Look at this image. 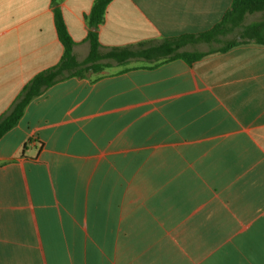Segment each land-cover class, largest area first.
Returning <instances> with one entry per match:
<instances>
[{
  "label": "crops",
  "instance_id": "1",
  "mask_svg": "<svg viewBox=\"0 0 264 264\" xmlns=\"http://www.w3.org/2000/svg\"><path fill=\"white\" fill-rule=\"evenodd\" d=\"M94 1L0 0V116L60 61L56 9L87 58ZM231 3L112 0L99 51L209 31ZM100 63L0 139V264H264V44Z\"/></svg>",
  "mask_w": 264,
  "mask_h": 264
},
{
  "label": "trees",
  "instance_id": "2",
  "mask_svg": "<svg viewBox=\"0 0 264 264\" xmlns=\"http://www.w3.org/2000/svg\"><path fill=\"white\" fill-rule=\"evenodd\" d=\"M60 0H53L58 3ZM112 0H95L87 17L88 25L95 30L90 32L88 41L90 51L87 58L78 62L72 54L74 41L68 34L62 15L55 11L57 35L63 47L60 61L53 67L35 75L22 89L7 113L0 116V139L12 130L22 118L28 104L43 94L48 88L71 77H83L86 73L100 72L105 66L100 62L113 60L124 65L131 60L153 62L158 65L170 60L181 59L192 64L211 52H226L240 44L253 42L264 44V0H232V3L219 23L209 31L163 39L159 44L140 49H117L101 54L96 30L104 21L108 4ZM262 15V19L245 23L246 17ZM237 33V39H228ZM206 45L207 52L188 51V46Z\"/></svg>",
  "mask_w": 264,
  "mask_h": 264
},
{
  "label": "rangeland",
  "instance_id": "3",
  "mask_svg": "<svg viewBox=\"0 0 264 264\" xmlns=\"http://www.w3.org/2000/svg\"><path fill=\"white\" fill-rule=\"evenodd\" d=\"M260 19H262V15H260V14L247 16L246 20H245V23L247 24V23H251V22H254V21H259ZM237 38H238V34L235 33V34L229 36L228 39H233L234 40V39H237Z\"/></svg>",
  "mask_w": 264,
  "mask_h": 264
}]
</instances>
